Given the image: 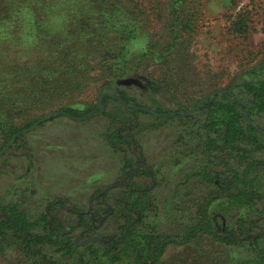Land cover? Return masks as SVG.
Masks as SVG:
<instances>
[{
    "label": "rangeland",
    "instance_id": "rangeland-1",
    "mask_svg": "<svg viewBox=\"0 0 264 264\" xmlns=\"http://www.w3.org/2000/svg\"><path fill=\"white\" fill-rule=\"evenodd\" d=\"M88 1L56 4L54 17L40 15L38 31L31 12L19 13L23 0H10L11 19L0 15V97L15 96L21 109L2 113L11 124H31L0 152V201L32 218L87 213L138 183L153 198L148 220L175 237L160 264H256L258 253L233 245L237 237H189L188 229L206 199L217 227L228 224L225 196L213 195L218 182L203 179L220 170L200 141L203 110L219 95L241 98L245 82L264 77V0H124L129 16L119 23L107 20L112 3ZM45 78L54 84L43 94ZM136 104L141 112L127 109ZM64 107L92 112L63 117ZM157 107L192 119L157 120ZM254 127L264 137V122ZM95 222L99 236L78 245L116 231L110 214ZM256 231L264 235V225ZM0 264L33 261L15 248L0 251Z\"/></svg>",
    "mask_w": 264,
    "mask_h": 264
},
{
    "label": "trees",
    "instance_id": "trees-1",
    "mask_svg": "<svg viewBox=\"0 0 264 264\" xmlns=\"http://www.w3.org/2000/svg\"><path fill=\"white\" fill-rule=\"evenodd\" d=\"M63 2L67 4L68 0H23L19 5V13L31 12L38 31L40 24L45 23L40 22V15L54 17L56 4L62 5ZM88 2L100 7L112 3L109 6L112 10L107 16V20L111 18L112 22L117 20L119 23L124 16H129L127 11L130 9L123 5L124 0ZM3 5L0 0V15L5 10L11 13L6 20L11 19L17 9L12 11L10 0L5 9ZM94 16L106 18L105 14L98 12ZM238 17H244V13ZM130 36L128 32V38ZM67 62H72L69 56L64 58V63ZM43 83L41 93L44 94L46 86L50 88L54 81L45 78ZM36 94L39 95L38 92ZM241 94V98L234 94H223L207 102L203 110L205 133L200 135V141L205 139V147L214 155L213 165L220 169L214 175L206 172L203 179L214 185L218 182L213 195L217 194V198L225 196L226 200L220 203V210L223 216L228 217V224L217 227V220L210 213L213 201L206 199L205 204L199 206L197 218L189 226L188 235H206L215 240H220L222 233L231 239L237 237L235 243L232 241L233 245L255 250L258 253L256 264H264V235L256 231L258 225H264V137L254 127L264 122V77L257 76L245 82ZM124 97L125 101H132L127 95ZM16 98H19L18 95ZM39 98L33 97L35 103ZM14 99L15 96L0 97V152L15 136L31 126L28 124L23 127L18 118L9 120L16 123L11 124L8 117L3 115L2 112L8 109H18V102ZM142 108V105L137 104L132 109L127 107L134 113L141 112ZM151 110H157V120L181 118L185 114L181 110L172 111L162 107ZM58 111L63 117H83L92 112H81L72 107L60 108ZM191 116L182 119H192ZM223 185L225 187L221 190ZM153 205L151 195L138 183L125 188L121 200L113 201L111 194L105 195L102 204L87 213L58 209L53 210L54 213L52 210L40 212L38 217L32 218L21 211L17 204H3L0 201V251L16 248L33 264H160L167 247L175 242V237L157 231L148 220L147 215L154 209ZM107 214H110L113 225H116L115 233L107 236L108 233L102 230L101 240L78 245L93 236H99L98 230L93 228L95 219ZM187 241L189 238H181L182 243Z\"/></svg>",
    "mask_w": 264,
    "mask_h": 264
}]
</instances>
